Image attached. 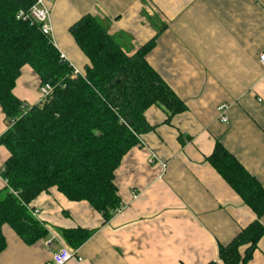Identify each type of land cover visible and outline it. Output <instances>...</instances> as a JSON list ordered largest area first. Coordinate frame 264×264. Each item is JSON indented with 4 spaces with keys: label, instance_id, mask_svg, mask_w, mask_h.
Returning <instances> with one entry per match:
<instances>
[{
    "label": "crops",
    "instance_id": "1",
    "mask_svg": "<svg viewBox=\"0 0 264 264\" xmlns=\"http://www.w3.org/2000/svg\"><path fill=\"white\" fill-rule=\"evenodd\" d=\"M85 14L103 20L132 53L156 37L147 61L187 105L170 121L162 106L145 112L154 129L142 138L167 169L159 178L150 150L134 146L116 170L124 209L107 222L87 200H70L56 186L42 192L31 206L48 236L28 245L5 224L0 264H46L69 246L60 229L76 228L91 236L73 248L83 260L67 264H225L220 244L257 216L207 158L220 141L264 184V0H56L55 45L81 72L90 60L69 28ZM40 85L26 64L13 92L37 104ZM223 102L230 103L228 123L217 115ZM9 126L0 105V135ZM9 157L0 145V170ZM6 186L0 175V189ZM248 264H264V236Z\"/></svg>",
    "mask_w": 264,
    "mask_h": 264
},
{
    "label": "trees",
    "instance_id": "2",
    "mask_svg": "<svg viewBox=\"0 0 264 264\" xmlns=\"http://www.w3.org/2000/svg\"><path fill=\"white\" fill-rule=\"evenodd\" d=\"M35 1L0 0V105L10 125L0 137L10 152L1 172L7 186L0 189V253L7 247L5 224L28 245L48 236L31 202L54 186L70 200H87L109 221L123 205L116 170L140 137L154 129L146 110L162 106L168 121L187 110L147 61L156 37L132 53L103 20L85 14L69 28L90 60L84 72L75 73L40 24L17 18ZM26 64L41 84L54 87L50 96L27 107L13 92ZM207 160L257 216L219 246L225 264H248L264 236V184L220 141ZM60 231L71 248L91 236L83 228Z\"/></svg>",
    "mask_w": 264,
    "mask_h": 264
},
{
    "label": "built area",
    "instance_id": "3",
    "mask_svg": "<svg viewBox=\"0 0 264 264\" xmlns=\"http://www.w3.org/2000/svg\"><path fill=\"white\" fill-rule=\"evenodd\" d=\"M56 0H36L35 3L28 9L24 10L21 9L18 14L17 18L26 20L31 22L32 24H40L41 30L46 35L50 36L51 40L55 44L54 33H53V25H52V8L53 4ZM62 57L65 58L64 55ZM260 62L264 65V51L260 54ZM75 73H80L77 68H75ZM54 87L51 83H44L40 85V94L42 99L51 95ZM24 106H28L25 104ZM229 109L230 103L223 102L217 106V115L220 121L228 123L229 122ZM14 122V121H12ZM1 137V135H0ZM140 144L146 146L150 150V158L149 162L152 163H159L162 167V173L159 175V178H163L165 171L167 169V161H164L159 157V155L153 150L150 149L145 141L143 140L142 136L140 137ZM2 170H0L1 175ZM16 194V193H15ZM136 196V194H135ZM124 209V205L117 210V213ZM38 209H32V214L34 217L38 218ZM73 259H78L79 261L83 260V257L79 255L78 249H73L65 244H63L57 251L54 252L52 258L46 264H67Z\"/></svg>",
    "mask_w": 264,
    "mask_h": 264
}]
</instances>
